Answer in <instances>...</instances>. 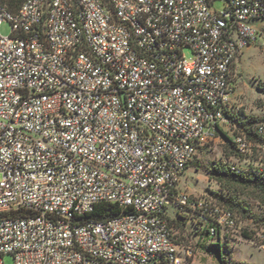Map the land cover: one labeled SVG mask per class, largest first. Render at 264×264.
I'll use <instances>...</instances> for the list:
<instances>
[{"label": "built area", "instance_id": "2783aa9c", "mask_svg": "<svg viewBox=\"0 0 264 264\" xmlns=\"http://www.w3.org/2000/svg\"><path fill=\"white\" fill-rule=\"evenodd\" d=\"M263 18L264 0L0 6V264H183L170 209L211 240L239 237L230 211L179 183L218 128L264 171V146L226 116L231 66ZM100 204L128 211L97 221Z\"/></svg>", "mask_w": 264, "mask_h": 264}, {"label": "rangeland", "instance_id": "374dc122", "mask_svg": "<svg viewBox=\"0 0 264 264\" xmlns=\"http://www.w3.org/2000/svg\"><path fill=\"white\" fill-rule=\"evenodd\" d=\"M224 4L215 1L212 9L221 12ZM249 25L258 30L259 40L256 45L244 47L239 57L236 58L231 71V80L235 87V101L240 109L241 115L245 117H264V20L252 21ZM1 36H10V24L4 22L0 27ZM187 57L188 51L184 52ZM229 131L228 128H224ZM226 142L216 138L207 147L198 149L194 159L185 171L179 187L191 195L209 196L219 189V180L210 173L214 166L221 165L225 159L233 161L230 157ZM251 206L252 216L247 219L240 218L241 222L248 229L254 226V216L261 212L252 198L240 197ZM172 232L177 237L179 255L185 261L184 264H264V250L257 249L249 241H244L238 236L234 241H227V244L210 242L206 235H196L191 231L187 223L180 225L172 224ZM197 242L198 245H197ZM190 247L193 254L187 259L184 249ZM3 264H13L10 255L3 257ZM222 264V263H221Z\"/></svg>", "mask_w": 264, "mask_h": 264}, {"label": "trees", "instance_id": "16d2710c", "mask_svg": "<svg viewBox=\"0 0 264 264\" xmlns=\"http://www.w3.org/2000/svg\"><path fill=\"white\" fill-rule=\"evenodd\" d=\"M24 1L25 0H0V6H4L10 12H16L24 3ZM263 20L264 18L260 21ZM233 65L234 63L231 66V71ZM231 84L235 96V87L232 83V80ZM234 99L235 97H233L234 102L232 110L226 112V116L230 119V122L237 127V130L241 132L248 141L252 142L254 145L253 149L257 150L259 149L257 146H264V130L262 133L259 131V126L264 124V117L258 119L257 117L253 116L245 117L244 115H241L240 109L237 107L236 101ZM232 136L233 133L218 128L217 138L226 142L229 154L231 155L230 157L233 158V161L229 162L227 159H225L221 165L214 166L211 169L210 173L212 176L217 177L219 180V189L215 192H212L208 197L213 199L217 204L224 207L234 215L237 224H239L243 229L239 235V238L247 242L249 241L253 246H255L258 244L259 236L264 235V171L259 170L257 157L243 156L238 154L234 146ZM192 160L187 165L186 170L191 164ZM242 196L254 199L256 206L261 210L259 214L253 217L254 226L251 229L245 227L240 220V218L247 219L252 216L251 206L244 199H240ZM127 211L121 210L116 205L100 204L95 207L94 211L90 214V218L100 221L106 218L127 213ZM171 211L172 214L167 213L166 216V220L170 228L172 227V224H177L182 227L187 223L190 225L192 229L191 231L194 235L197 233H199L200 236L206 235L203 231L200 232V228L192 218L176 210ZM174 238L176 240V244H178L175 234ZM209 241L217 242V244L222 242L224 244L228 243L227 241H221L218 239H209ZM198 243L199 242H197V245ZM219 262L220 264L224 263L221 258L219 259ZM184 263L185 261L183 264Z\"/></svg>", "mask_w": 264, "mask_h": 264}, {"label": "crops", "instance_id": "0c3cea01", "mask_svg": "<svg viewBox=\"0 0 264 264\" xmlns=\"http://www.w3.org/2000/svg\"><path fill=\"white\" fill-rule=\"evenodd\" d=\"M168 213H169V214H172V211H171V210H168Z\"/></svg>", "mask_w": 264, "mask_h": 264}]
</instances>
